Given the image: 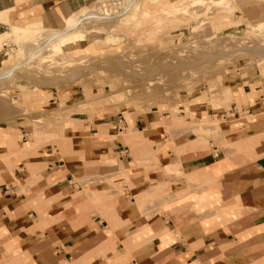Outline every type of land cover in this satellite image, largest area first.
Here are the masks:
<instances>
[{
	"label": "crops",
	"instance_id": "0c3cea01",
	"mask_svg": "<svg viewBox=\"0 0 264 264\" xmlns=\"http://www.w3.org/2000/svg\"><path fill=\"white\" fill-rule=\"evenodd\" d=\"M89 2L0 0V38L62 28ZM218 80L232 100L196 114L222 118L214 137L178 129L165 106L122 112L81 86L40 88L32 109L68 118L39 149L0 125V264H264V70Z\"/></svg>",
	"mask_w": 264,
	"mask_h": 264
},
{
	"label": "rangeland",
	"instance_id": "374dc122",
	"mask_svg": "<svg viewBox=\"0 0 264 264\" xmlns=\"http://www.w3.org/2000/svg\"><path fill=\"white\" fill-rule=\"evenodd\" d=\"M97 1L101 2L90 0L78 13ZM163 1L138 0L119 18L125 20L124 24H118L123 29L113 30L112 23L92 19L80 28L79 41L86 44L81 47L83 50L71 55L77 49L67 46L58 54L40 55L21 67L17 76L0 81V125L5 121L8 128L4 130L11 132L9 127H13L19 137L30 133L27 137L35 140L36 149L51 140L62 139L63 126L58 119L68 118L65 108L40 112L32 109L31 104L38 102L39 96H45L40 88L75 85L82 87L87 102L98 106L122 112L165 106L178 129L198 131L203 136L218 135L222 118L210 120L205 114L199 118L197 104L222 95L218 77L237 64L264 70V28L256 29L257 23L264 19V0H203L198 5L179 0L172 8L163 6ZM115 3L114 8L105 9L115 10ZM177 5L184 12L173 11ZM75 16L72 14L67 21H74ZM62 28L37 29L31 31V36L36 38L38 33ZM19 32L12 27L9 34L0 38V50L6 52L0 60V73L15 68L16 63L25 59L17 45ZM95 39L105 40L107 47L97 50L92 43ZM107 74L118 81L114 83L109 78L114 84L106 82ZM226 92L222 98L228 102L233 97L231 93L224 95ZM179 105L184 106L182 111ZM80 109L88 110L86 105L77 110ZM16 126L24 128L23 132ZM122 177L111 184L119 189L126 181V176Z\"/></svg>",
	"mask_w": 264,
	"mask_h": 264
},
{
	"label": "bare ground",
	"instance_id": "6f19581e",
	"mask_svg": "<svg viewBox=\"0 0 264 264\" xmlns=\"http://www.w3.org/2000/svg\"><path fill=\"white\" fill-rule=\"evenodd\" d=\"M100 1L101 2H98V1L95 2V4L93 3L94 6L92 7V5H93L92 4L91 7H89L84 12L76 14L75 20L67 22L66 26L63 27L62 29L45 31L42 34L38 33L37 35H35L36 38H33L31 36L33 32H31L30 30H23V31L19 32L18 34L16 33L17 34V40H18L17 45L19 46V49L22 52L23 58H25V59H22L20 62L16 63L15 68H9V69L5 70L3 73H0V81H2L4 78L17 76L18 70L21 67H23L26 64L28 65V63H30L32 59H34L40 55H47L48 56L50 54H58L60 52H63L67 46H75V49H77V50L73 51L71 53V55H74L76 53V51L83 50L81 47H77L75 44L80 42L79 41L81 38L80 37V32H81L80 28L87 26L88 25L87 22H91L92 19L93 20L94 19H99V20L101 19V20H105V21L112 23L113 25L111 27L113 28V30L123 29L124 26L118 27V24H124L125 20L119 19V18L121 16L125 15L136 4V2L138 0H100ZM115 1H116V3H115ZM155 1H157V0H155ZM176 1H179V0H164L163 4L162 3L161 4L163 6H166V8H169ZM113 2L116 4L115 10L113 9L114 8ZM190 2L192 3V5H198V4L203 3V0H190ZM119 5H120V7H119ZM108 6L113 7V8L111 7L113 9V10L111 9L112 12H110L111 10L105 9V8H109ZM180 7H181L180 5L173 7V11L175 10V12H177V13L184 12V10L181 9ZM149 10L153 11V9H151V8ZM180 10H182V11L179 12ZM154 12H157V10H155ZM177 18L178 17H176V19ZM256 27H255L256 29L264 28V19L260 20L257 23ZM13 29H14V27H13ZM18 36H19V38H18ZM29 40H33V42H30ZM92 43H94L97 50H102L104 47H107L106 41L103 39H99V40L95 39V40H93ZM250 48H252V47H250ZM86 50H89V46H88V48H86ZM46 58H48V57H46ZM120 65H123V64H120ZM123 67L125 68V66H123ZM114 70H116V69H114ZM106 72H108V70ZM111 73H112V71H111ZM119 74H120V72H119ZM142 74H145V73H142ZM120 75H124V74H120ZM109 76H111V74ZM107 77H108V74L106 76H104V78H107ZM109 78H111V77H108L107 78L108 80L106 82L112 83V80H113L115 83L118 81V79L116 77H114L116 80L113 78H111L112 80H109ZM125 80H126V78H125ZM114 83H112V84H114Z\"/></svg>",
	"mask_w": 264,
	"mask_h": 264
}]
</instances>
